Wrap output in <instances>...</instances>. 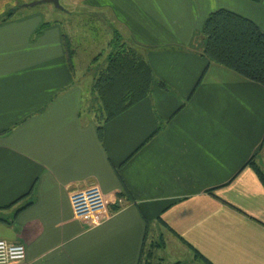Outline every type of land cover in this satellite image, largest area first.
Instances as JSON below:
<instances>
[{"label": "crops", "instance_id": "0c3cea01", "mask_svg": "<svg viewBox=\"0 0 264 264\" xmlns=\"http://www.w3.org/2000/svg\"><path fill=\"white\" fill-rule=\"evenodd\" d=\"M65 3L105 18L108 49L118 33L156 83L100 138L81 30L0 0V241L25 245L26 264H139L146 237L164 244L162 264H264V182L250 165L264 174V87L203 56L211 14L264 33V0ZM94 190L124 204L92 226L74 197Z\"/></svg>", "mask_w": 264, "mask_h": 264}, {"label": "trees", "instance_id": "16d2710c", "mask_svg": "<svg viewBox=\"0 0 264 264\" xmlns=\"http://www.w3.org/2000/svg\"><path fill=\"white\" fill-rule=\"evenodd\" d=\"M250 1L258 3L262 0ZM203 36L206 40L203 56L209 62L264 87V33L256 24L236 13L219 10L207 19ZM65 39L68 59L72 62V45L68 38ZM109 48L107 66L98 74L91 91L93 99L90 111L95 114L100 138L105 124L148 99L156 83L154 73L144 57L138 50L125 44L118 33ZM161 87L165 88L164 85ZM250 165L264 182L261 169L253 160ZM163 247L161 243L148 244L146 237L139 264H162L155 253ZM195 253L204 260L198 252Z\"/></svg>", "mask_w": 264, "mask_h": 264}, {"label": "rangeland", "instance_id": "374dc122", "mask_svg": "<svg viewBox=\"0 0 264 264\" xmlns=\"http://www.w3.org/2000/svg\"><path fill=\"white\" fill-rule=\"evenodd\" d=\"M19 1L21 5H17L16 8L22 7L23 9H27V10L36 9L37 12H41V13H47L48 11H52V13L54 14H52L49 17V19L63 23L67 31L76 27L77 30L79 29L83 34H86L83 38L82 33L81 32L78 33L77 31L78 34L76 33L77 40L75 46L77 50L79 49L78 51H80L79 52L80 62L84 65L83 70L85 74L88 72V74H86L85 76V80H84L85 82L83 88L86 95L87 94L90 95L91 86L93 87L92 82H94V80L98 77V74L101 71H103L107 66V57L110 51L107 47V44L108 41L110 40V35H111L110 32H114L115 28H113L112 25L110 26L109 24H107L105 18H102L101 16H97V15L95 16L92 14L91 15L85 14L83 10H75L73 11L74 14L72 16H68L67 11H70L71 9H69L68 5L65 3V0H60V5L64 8V11H60L53 4H41L34 8L28 7L33 3H37L45 0H33V1L23 0L24 3H21L22 0ZM10 10H14V9L10 8L7 10V12ZM92 58L97 59L96 64L92 66V69L87 70V67L91 63ZM90 96H87L88 103H92L93 96L91 97ZM95 194L96 193H94V195ZM74 200H76V202L82 201V197L76 196L74 197ZM99 201L100 200H98V197L97 199L96 197H94V206L95 207L97 206L96 207L97 210H99L101 206ZM123 204L124 202L121 201L119 198L115 202L114 201L109 202V204L105 206V213L107 214V217L108 215L111 216L113 214L111 209L112 206L118 208ZM94 211H96L95 208ZM105 216L106 215H104V217Z\"/></svg>", "mask_w": 264, "mask_h": 264}, {"label": "built area", "instance_id": "2783aa9c", "mask_svg": "<svg viewBox=\"0 0 264 264\" xmlns=\"http://www.w3.org/2000/svg\"><path fill=\"white\" fill-rule=\"evenodd\" d=\"M94 193L95 196H94ZM94 193L89 195H78L82 197V201H74V207L78 218L82 221L90 223L92 226L98 225L103 221L107 215L105 213L106 199L94 190ZM94 197H98L100 200V208L96 209L94 206ZM94 208L96 211H94ZM27 261V249L23 244H13L7 241H0V264H26Z\"/></svg>", "mask_w": 264, "mask_h": 264}, {"label": "water", "instance_id": "95a60500", "mask_svg": "<svg viewBox=\"0 0 264 264\" xmlns=\"http://www.w3.org/2000/svg\"><path fill=\"white\" fill-rule=\"evenodd\" d=\"M41 4H53L60 11H64V8L60 5V0H45V1L37 2V3H33V4L29 5L28 7L34 8V7L39 6Z\"/></svg>", "mask_w": 264, "mask_h": 264}]
</instances>
